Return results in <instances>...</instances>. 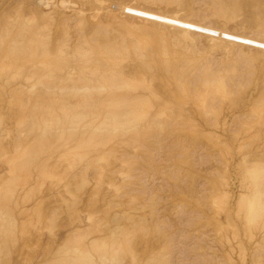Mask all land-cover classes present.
<instances>
[{"label":"rangeland","instance_id":"obj_1","mask_svg":"<svg viewBox=\"0 0 264 264\" xmlns=\"http://www.w3.org/2000/svg\"><path fill=\"white\" fill-rule=\"evenodd\" d=\"M0 37V264H264V0H0ZM102 70L116 119L73 102Z\"/></svg>","mask_w":264,"mask_h":264},{"label":"bare ground","instance_id":"obj_2","mask_svg":"<svg viewBox=\"0 0 264 264\" xmlns=\"http://www.w3.org/2000/svg\"><path fill=\"white\" fill-rule=\"evenodd\" d=\"M124 2V1H123ZM127 2V1H126ZM136 2V1H135ZM161 2V1H160ZM146 3V2H145ZM156 3V2H155ZM167 3V2H166ZM138 4V2L135 4V6ZM159 4V3H158ZM134 5V4H133ZM140 5V4H139ZM139 5H138V7H139ZM148 5V4H147ZM131 6H132V4H131ZM135 6H133V7H135ZM146 6V5H145ZM114 7V6H113ZM117 7V6H116ZM138 7H137V9H138ZM150 7V6H149ZM148 7V8H149ZM124 8V7H123ZM173 8V7H172ZM115 9H117V8H115ZM122 9V8H121ZM126 9V8H125ZM135 9H136V7H135ZM135 9H134V11L133 12H131L130 10H128L127 12L124 10V12H122V18H124L123 20L126 22L127 20H128V22H129V19H130V22H131V19H132V17H136V16H134V15H136L137 13L136 12H140V11H138V10H136L135 11ZM141 9H142V7H141ZM140 9V10H141ZM172 10V9H171ZM152 11V10H151ZM136 13V14H135ZM155 13V12H154ZM139 14H141V12L139 13ZM110 16V15H109ZM138 16V18H133V20L135 19V20H140V21H142V19H143V21H146L145 20V18H142V17H140L139 18V15H137ZM122 20V19H121ZM122 20V21H123ZM134 20V21H135ZM27 22V21H26ZM139 22V21H138ZM127 23V22H126ZM125 23V24H126ZM133 23V22H132ZM137 23V22H136ZM7 24H8V22H7ZM10 24V23H9ZM12 24V23H11ZM22 24L24 25V23L22 22ZM21 24V26H22V28H23V25ZM131 24V23H130ZM13 25V24H12ZM27 25V24H26ZM25 25V26H26ZM133 25H135V24H133ZM8 27H7V30L9 29V27H10V25H7ZM128 26V25H127ZM27 27L28 26H26V29H27ZM12 28V26L10 27V29ZM42 28V27H41ZM131 28V27H130ZM25 29V28H24ZM45 29V28H44ZM6 30V31H7ZM28 30V29H27ZM41 31H43V30H41ZM8 32H10V30L8 31ZM17 32H21V30L20 31H16L15 32V34H17ZM26 32V31H25ZM174 32V31H173ZM7 33V32H6ZM6 33H5V35H6ZM223 33V32H222ZM5 35H4V37H5ZM95 35V34H94ZM221 35V34H220ZM3 36V33L1 32V37ZM223 36V35H222ZM0 37V40H1V42L3 41V39ZM36 37V36H35ZM91 37V36H90ZM88 38V37H87ZM91 38H93V37H91ZM87 40V39H86ZM43 41V40H42ZM84 41H85V39H84ZM76 42V41H75ZM87 42V41H86ZM29 42H27V44H28ZM108 43V42H107ZM106 43V45H107V48L108 49H106V50H108L107 52H108V56L110 55V57L112 56V58H113V55H115L116 54V50H115V48H117V47H115L114 45H112L111 43H109V45ZM11 44V43H10ZM25 44V43H24ZM222 44V43H221ZM13 45V46H12ZM18 46V48H19V43L17 44L16 43V46H14V44H11V47L9 46V50L10 51H8V52H11L12 51V53L14 54H11V53H4L6 56L9 54V56H12V57H14L13 58V60L12 61H14V60H16L18 57H21V59H23L24 60V55L26 56V55H28V54H31V57L33 56V53H35L36 54V51H34V52H32L31 53V50L29 49L30 47H29V44L28 45H26V46H22V48L21 49H19L18 51H14L16 48L15 47H17ZM12 47H14L12 50H11V48ZM66 47V46H65ZM81 49V48H80ZM120 50V49H119ZM75 51V50H74ZM82 51V50H81ZM87 52V51H86ZM120 52V51H119ZM28 53V54H27ZM71 53V52H70ZM34 54V55H35ZM117 55V54H116ZM37 55H35V56H33V58L34 57H36ZM23 57V58H22ZM30 57V58H31ZM10 60L12 59L11 57H8ZM26 58H28V56L26 57ZM109 58V57H108ZM111 58V59H112ZM20 59V60H21ZM115 59V58H114ZM17 60H19V59H17ZM19 60V61H20ZM34 60V59H33ZM106 60H110V59H106ZM112 61H113V59H112ZM81 62V61H80ZM84 62V61H83ZM107 62V61H106ZM108 63V62H107ZM113 62H111V60H110V66H111V68L113 69L114 68V70H115V68L116 69H118L117 68V66L116 67H114L115 66V63H116V61H114V66L113 65H111ZM98 64V63H97ZM104 64H106L105 63V61H104ZM113 66V67H112ZM95 68H97V67H95ZM110 68V67H109ZM104 71H106L107 70V68L106 69H103ZM98 71L99 73H95V77H96V79L97 78H101L102 77V79L103 80H101V82L103 81V84H105V82L107 83L108 82V85H109V89H106V90H102V89H99V88H103V85L102 84H92L93 82H92V80H91V75L93 76V74L91 73V75H90V79L88 78V80L86 79V77H88V76H86V75H82L84 78H83V83H81V84H79L78 82L80 81H78L76 84L75 83H73L74 81H73V79L75 80L76 79V77L75 78H72V84H71V86H70V90L73 92V95H74V97L75 98H77L78 96H80V98L78 97V99H76L75 101H73V102H78L79 104H90V106H92L91 107V111L93 112V113H95L96 114V116H98L99 114L98 113H100L101 112V114L103 113L104 114V116H106V117H108L110 114L111 115H114V119H116V117H117V115L118 114H121V113H123L124 114V109H123V104H125V102H127V101H131V100H139V96L138 95H128V94H130V93H128V92H126V90H124V93H128V94H124L123 93V91H121V90H123V89H126L125 87H127V85L129 84L128 82H129V80L127 79V78H124V77H121V75L119 76V77H116V75L114 76V74H121L120 72H114L113 70H111L110 71V73L107 71V72H105L104 73V71ZM109 70V69H108ZM71 71V70H70ZM116 71V70H115ZM72 72V71H71ZM95 72V71H94ZM102 72V73H101ZM112 72V73H111ZM113 74V75H112ZM87 75H89V74H87ZM78 76V75H77ZM82 76H78V77H82ZM71 77V76H70ZM78 77H77V80H78ZM94 76L92 77V79L93 78H95ZM79 78V79H80ZM118 78H121L120 79V82H121V84H119V83H117L118 81H119V79ZM82 79V78H81ZM122 79H123V82H122ZM124 79H127L128 80V82L126 81V80H124ZM70 81V80H69ZM76 81V80H75ZM86 81H88L89 83H86ZM125 81H126V83H125ZM95 83V82H94ZM125 83V84H124ZM124 84V85H123ZM126 85V86H125ZM107 86V85H106ZM123 86H125L124 88H122ZM105 88V87H104ZM108 88V87H107ZM119 88L121 89V90H119ZM97 89V90H96ZM130 89V88H129ZM91 90H93V91H96L95 93L96 94H93V93H91L90 91ZM100 90L102 91V92H100ZM121 91V92H118V91ZM53 94V93H52ZM132 94V93H131ZM136 97H137V99H136ZM141 98V97H140ZM145 99V98H144ZM49 102V101H48ZM78 103H76V104H78ZM102 103H106V104H108V106H105L104 104V106L105 107H103V105H102ZM78 104V105H79ZM141 104V103H140ZM99 105H101V107H102V110H100V109H98V107H99ZM137 105V104H136ZM119 106H121L122 108V110L120 109V107ZM130 106V105H129ZM135 106V105H134ZM108 109H107V108ZM131 107V106H130ZM103 108L105 109L104 111H103ZM35 109V108H34ZM33 109V110H34ZM127 111V110H126ZM137 111V110H136ZM34 112H36V111H34ZM128 112V111H127ZM130 113V112H129ZM129 113H126V114H129ZM131 113H133L132 111H131ZM135 113V112H134ZM74 114H76V113H74ZM100 114V115H101ZM85 115V114H84ZM132 115V114H131ZM66 116V115H65ZM64 116V117H65ZM103 116V115H102ZM125 116V115H124ZM124 116H123V118H124ZM135 116V115H134ZM83 116H80V115H78V117L76 116V118H73V120L72 121H70V125H69V128H70V132H68L66 135H67V138H70L71 136H73V135H75L76 134V132H77V128H79V125H78V122L81 120V118H82ZM111 117V116H110ZM120 117V116H119ZM122 118V117H121ZM121 118H120V120H121ZM84 119V118H83ZM105 119V118H104ZM110 120L112 119V121L111 122H114V121H116V120H114L112 117L111 118H109ZM129 119V118H128ZM132 119H133V117H132ZM70 120V119H69ZM110 120H107V122L108 121H110ZM114 120V121H113ZM120 120L118 119L117 121L118 122H120ZM105 121V120H104ZM103 121V122H104ZM122 121V120H121ZM130 121H131V119H130ZM118 122H114V124H116V123H118ZM127 122H129V120H127ZM123 123V122H122ZM108 124H109V122H108ZM111 124V123H110ZM113 124V123H112ZM118 125H119V123H118ZM122 125V124H121ZM120 125V126H121ZM109 126V125H108ZM125 126V124L123 123V127ZM127 126V125H126ZM131 126V125H130ZM133 126V125H132ZM82 127V126H81ZM96 127V126H95ZM116 127H117V125H116ZM100 128V127H99ZM109 129V128H108ZM127 131V130H126ZM83 131H81L80 133H82ZM116 134V130H115V127H112V129L110 128V133H105V134H100L99 135V137L98 138H94V137H92V136H90V139H92V140H94L95 142H98L99 144H106L105 142L107 141V139L109 138V137H113L114 135ZM41 135L42 136H39L37 139V142L35 143V144H33V148H41V146H43V144H44V142L46 141V140H44V139H46V129L45 130H43L42 131V133H41ZM81 135V134H80ZM106 136H109V137H106ZM92 137V138H91ZM65 139H66V136L64 137ZM79 138H80V136H79ZM106 140V141H105ZM78 141V140H77ZM76 141V142H77ZM79 143H81L80 141H78ZM78 143V144H79ZM97 143V144H98ZM77 144V145H78ZM74 145V144H73ZM76 146V145H75ZM95 146V145H94ZM23 150H25L24 148H23ZM31 155V154H30ZM31 164V163H30ZM6 210V209H5ZM10 211V210H9ZM109 236L110 235H108V237H107V239L109 238ZM130 236V235H129ZM80 237V236H79ZM84 237V236H83ZM82 237V238H83ZM106 237V236H105ZM81 237H80V240H76V241H79V242H81L82 239ZM85 238V237H84ZM97 238V237H96ZM104 238V237H103ZM103 238H100V239H96L95 240V238H94V241H92V239H90L91 241L89 242V241H87L88 243H93V244H91V245H87V246H89V247H92L93 248V246L92 245H94V242H95V244L96 243H101V240H103ZM98 240V241H97ZM100 240V241H99ZM105 240V239H104ZM104 240H103V242H104ZM115 240V239H114ZM69 242V241H68ZM79 242H77V243H79ZM118 242V241H117ZM117 242H115V241H110V242H107V244H109V245H107L108 247L106 248L105 247V250L104 251H101V252H99V254L96 252L97 251V246H99L100 244L98 243L96 246H94V250L95 251H92V249H91V251L92 252H96V254L98 255V258L100 259V261L103 259L104 260V258H107L108 256H110L109 258H115V256H113V251L115 252L116 250H114L115 249V247H116V245H117ZM72 243V242H71ZM74 246H69V248L68 249H66L65 251H63L62 250V252H64V253H68L67 252V250H70L71 248H73V251H70L69 252V255L67 254V255H64L63 254V256L62 257H64L63 259H61V264H97V262H96V260H95V258L93 257V255H94V253H93V255L92 254H90V253H92L90 250H89V252H88V249H86V248H83V246H85V244L84 245H82V247H81V243H79L80 245L78 246L77 245V243L75 242V240H74ZM83 243H84V240H83ZM106 243V242H105ZM103 244V243H102ZM76 245V246H75ZM104 245V244H103ZM78 246V247H77ZM67 247V246H66ZM80 247V248H79ZM95 247H97V248H95ZM82 248V249H81ZM118 248V247H117ZM83 249H84V251H83ZM102 249V248H101ZM119 249V248H118ZM72 250V249H71ZM87 250V251H86ZM120 251V250H119ZM112 252V253H111ZM119 256V255H118ZM69 257V258H68ZM118 258V257H117ZM120 259V258H119ZM115 260V259H114ZM121 260V259H120ZM89 262V263H88Z\"/></svg>","mask_w":264,"mask_h":264}]
</instances>
